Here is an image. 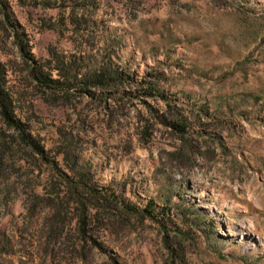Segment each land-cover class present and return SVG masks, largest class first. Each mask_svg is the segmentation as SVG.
Masks as SVG:
<instances>
[{"label":"rangeland","instance_id":"obj_1","mask_svg":"<svg viewBox=\"0 0 264 264\" xmlns=\"http://www.w3.org/2000/svg\"><path fill=\"white\" fill-rule=\"evenodd\" d=\"M6 1L35 59L54 51L101 62L109 52L138 80L160 75L195 153L174 159L179 142L159 125L148 143L137 141L135 117L155 106L149 98L118 93L122 109L110 116L86 97L75 108L45 103L11 37L0 35L14 113L48 160L20 153L0 178V264H264V0ZM66 144L98 187L137 207L152 200L164 218L98 231L101 250L75 236L71 204L54 224L59 200L33 206L31 195L45 198L55 183L64 198L54 169L70 176Z\"/></svg>","mask_w":264,"mask_h":264},{"label":"trees","instance_id":"obj_2","mask_svg":"<svg viewBox=\"0 0 264 264\" xmlns=\"http://www.w3.org/2000/svg\"><path fill=\"white\" fill-rule=\"evenodd\" d=\"M0 31L3 38L11 37V44L23 66V74L45 103H63L75 108L73 104L77 98L86 97L89 102H101L105 113L110 116L115 110L122 109L123 99L117 96L118 93L140 97L143 103L149 98L155 106L151 107L147 116L135 117L134 134L137 141L143 145L148 143L155 127L159 125L165 134L179 142L181 152L174 153V159L190 160L194 155L195 150L187 142L189 134L183 109L175 99L159 88L160 75L146 73L144 78L138 80L126 67L112 66L109 52L101 62L73 56L64 57L54 51H48L46 58L35 59L31 53L30 40L11 19L6 0H0ZM5 78L6 66L0 61V178L4 176L7 168L13 169L9 163L20 153L31 159L36 157L39 161H48L38 141L16 117ZM109 97L114 98V107L105 101ZM199 112L204 113V109H199ZM66 146L63 156L70 176L57 168L54 169L57 186L65 188L64 198H60L56 193L55 183L49 186L45 198L31 195L33 206L38 202L50 203L59 200V205H51L55 210L51 218L54 224L61 228L65 215L62 209L71 204V213L68 214L73 215L72 230L75 236L84 244L101 250L95 238L98 231L129 221L130 218L136 221H152L156 216H159V219L164 218L165 214L152 200H147L143 207H137L126 200L118 199L109 189L98 187L87 162L81 163L78 155L71 151V145ZM178 155L179 158H175ZM70 211L68 209V212ZM6 245L7 239L0 233L1 252L4 253Z\"/></svg>","mask_w":264,"mask_h":264}]
</instances>
